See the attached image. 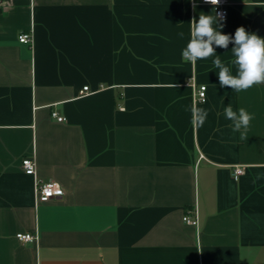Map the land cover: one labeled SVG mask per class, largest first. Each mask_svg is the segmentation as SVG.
Wrapping results in <instances>:
<instances>
[{
    "label": "crops",
    "instance_id": "obj_1",
    "mask_svg": "<svg viewBox=\"0 0 264 264\" xmlns=\"http://www.w3.org/2000/svg\"><path fill=\"white\" fill-rule=\"evenodd\" d=\"M201 13L214 8L0 0V264H264V84L235 92L215 57L182 59ZM222 23L264 38V0H230ZM232 47L215 50L235 75ZM86 85L95 92L81 95ZM193 104L209 111L199 128ZM228 104L254 114L248 139L232 132ZM26 156L63 195L37 200ZM194 210L198 225L184 220Z\"/></svg>",
    "mask_w": 264,
    "mask_h": 264
},
{
    "label": "clouds",
    "instance_id": "obj_2",
    "mask_svg": "<svg viewBox=\"0 0 264 264\" xmlns=\"http://www.w3.org/2000/svg\"><path fill=\"white\" fill-rule=\"evenodd\" d=\"M195 8V0H191ZM212 6H218L221 0H204ZM224 14L215 12L214 14L199 15L190 22L191 37L185 48L182 49L181 57L186 62L196 63L197 60L215 57L212 61L215 69H218V78L221 87H230L235 92L246 91L255 85L264 84V38L255 33H249L244 27H238L234 36L223 34L219 29L223 28L222 21ZM183 37V33H179ZM233 44L231 52L234 59L231 61L236 66V74L233 75L231 69L226 66L216 55V47L227 49L229 44ZM215 46V47H214ZM173 87H176L173 85ZM204 93H201L200 104L206 103ZM191 123L195 128L202 127L206 122L209 111L205 108L193 104L190 108ZM224 116L230 120L232 132L240 133V140H246L250 122L254 119V114H250L245 108L234 111L231 104L224 107ZM260 179L257 175L253 184Z\"/></svg>",
    "mask_w": 264,
    "mask_h": 264
},
{
    "label": "built area",
    "instance_id": "obj_3",
    "mask_svg": "<svg viewBox=\"0 0 264 264\" xmlns=\"http://www.w3.org/2000/svg\"><path fill=\"white\" fill-rule=\"evenodd\" d=\"M207 4L204 0H195V4ZM212 6V5H211ZM229 6L230 0H221V3L218 6H212L215 9V12L223 13L224 20L228 18L229 15ZM20 42L23 43H31L33 39L32 33L24 32L19 35ZM191 85L194 87V101L199 103L201 100V93H204V97L207 100V86L200 85L197 86L194 81L191 82ZM95 91L91 90L88 85L84 86L83 90L81 91V95L91 94ZM52 115L56 117L59 121L65 120V117L58 115L57 112H52ZM22 168L24 169L25 173L31 175L35 179V194L36 198L40 202L48 201L53 199L57 196L63 195L64 191L62 186L56 181H49V182H41L37 178V163L36 160L31 156H26L22 159ZM245 169L242 166H236L233 170L234 177L237 179L240 175L244 174ZM184 220L188 223L198 225L199 217L198 211L194 210V214L190 216L186 214L184 216ZM17 238L23 242H34L38 240V235L35 233L30 232H19L17 233Z\"/></svg>",
    "mask_w": 264,
    "mask_h": 264
}]
</instances>
